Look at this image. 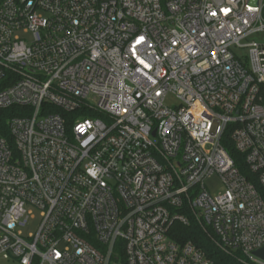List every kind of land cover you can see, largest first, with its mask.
<instances>
[{
    "label": "built area",
    "instance_id": "2783aa9c",
    "mask_svg": "<svg viewBox=\"0 0 264 264\" xmlns=\"http://www.w3.org/2000/svg\"><path fill=\"white\" fill-rule=\"evenodd\" d=\"M257 35L264 0H0V111L17 109L0 134V262L212 264L172 237L195 222L264 264Z\"/></svg>",
    "mask_w": 264,
    "mask_h": 264
},
{
    "label": "trees",
    "instance_id": "16d2710c",
    "mask_svg": "<svg viewBox=\"0 0 264 264\" xmlns=\"http://www.w3.org/2000/svg\"><path fill=\"white\" fill-rule=\"evenodd\" d=\"M15 112H17L16 108L0 111V134H6L7 121L15 116ZM222 147L232 159L235 167L249 178L243 157L235 151L228 133L222 140ZM172 237L181 243H192L205 254L212 264H241L239 263L238 256L228 254L217 247L215 237L210 230L202 228L195 222H191L188 226L177 224L173 229Z\"/></svg>",
    "mask_w": 264,
    "mask_h": 264
},
{
    "label": "rangeland",
    "instance_id": "374dc122",
    "mask_svg": "<svg viewBox=\"0 0 264 264\" xmlns=\"http://www.w3.org/2000/svg\"><path fill=\"white\" fill-rule=\"evenodd\" d=\"M24 39L29 40L30 36L27 35ZM247 42H264V36H252ZM247 54V50H243L239 53V56L243 57ZM178 105V101L175 98L169 97L166 101V106L174 107ZM206 186L212 195H218L222 191V185L217 177H213L210 180L206 181ZM32 215L35 217V220H31L28 226L22 229L23 236L27 237L29 234H33L37 228L39 222V212L31 209ZM0 264H15L13 262H0Z\"/></svg>",
    "mask_w": 264,
    "mask_h": 264
},
{
    "label": "water",
    "instance_id": "95a60500",
    "mask_svg": "<svg viewBox=\"0 0 264 264\" xmlns=\"http://www.w3.org/2000/svg\"><path fill=\"white\" fill-rule=\"evenodd\" d=\"M253 255L264 261V248L261 249L260 251L255 252Z\"/></svg>",
    "mask_w": 264,
    "mask_h": 264
},
{
    "label": "snow or ice",
    "instance_id": "6c2138e0",
    "mask_svg": "<svg viewBox=\"0 0 264 264\" xmlns=\"http://www.w3.org/2000/svg\"><path fill=\"white\" fill-rule=\"evenodd\" d=\"M141 63H143V61H141ZM147 66V65H146ZM93 175H95V173H93Z\"/></svg>",
    "mask_w": 264,
    "mask_h": 264
}]
</instances>
